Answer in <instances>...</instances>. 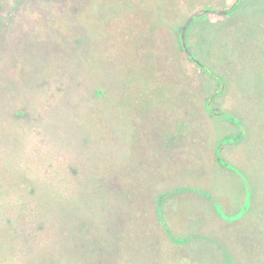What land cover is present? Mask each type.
I'll return each mask as SVG.
<instances>
[{"label":"rangeland","instance_id":"374dc122","mask_svg":"<svg viewBox=\"0 0 264 264\" xmlns=\"http://www.w3.org/2000/svg\"><path fill=\"white\" fill-rule=\"evenodd\" d=\"M237 1L0 0V220L21 212V175L35 180L50 161L25 158L31 138L37 149L40 132L54 134L59 167L91 175L122 211L107 217L122 220L112 264H262L250 217L264 155L254 110L264 105V0H240L228 16L190 25L189 51L222 82L177 44L192 14ZM69 76L78 82L70 103ZM39 80L47 81L40 93L31 89ZM211 98L213 111L242 122L243 137L241 126L210 113ZM9 236L0 264L12 261Z\"/></svg>","mask_w":264,"mask_h":264},{"label":"trees","instance_id":"16d2710c","mask_svg":"<svg viewBox=\"0 0 264 264\" xmlns=\"http://www.w3.org/2000/svg\"><path fill=\"white\" fill-rule=\"evenodd\" d=\"M177 44L180 52L186 53L189 59L195 62V56L189 54V47L185 49L182 46L179 33ZM196 65L218 82L223 81L220 76H217L205 65ZM74 80L75 78L71 76L66 80L67 84L70 85V89L66 91L68 103L71 102L70 97L77 93L76 84L78 82ZM46 82V80H39L35 82L33 87L28 82V86L40 93L41 86ZM254 110L264 120V105H259ZM35 121L39 127L38 131H41L44 125L39 123V118H35ZM53 127L55 130V125ZM48 132L52 133V130ZM41 133L37 137V149L32 147L31 138L24 155L30 161L36 159L35 162L38 163H42L45 157L49 155L50 161H46L47 167L45 169L40 168L37 171V175L34 176L35 180L32 177L29 180V177L21 175L22 179L19 180V183L22 191L25 192L22 197L23 202L20 205L21 212L15 217L4 213V217L0 220L2 232L6 233L4 235L9 236L10 233H13L15 236L13 238V243L16 244L15 250L13 252L11 245L9 255H12V261L8 262L10 264H112L113 252L119 250V238L121 237L119 231H121L122 220H110L107 217H110V214L116 209L115 213L119 218L120 207L113 205L111 195H108L106 191L108 189L96 188L89 183L91 175H84L72 167L65 169L59 167L62 156L54 152L62 150L61 138L58 135V139L52 137L53 134L44 135L42 139ZM6 139V149L9 151L14 138L9 139L7 137ZM53 141H57L55 145ZM48 142H51V145ZM42 147L43 150L46 149L48 154L38 151ZM34 148L37 150V155L33 156ZM18 150L21 152L20 148ZM8 161L4 157L2 166H9ZM258 170L257 183L261 187L258 198L260 207L256 209V214L250 217L252 220L249 219V221H256L258 224L260 232L258 235V258L260 263L264 264V155L260 157ZM38 182L40 186L37 185ZM257 183L254 185L249 183L248 189H256ZM2 189L0 187V190ZM83 189L84 195L81 196ZM5 190L4 188V191H0V193L5 192ZM0 214L2 215L1 206ZM68 220L71 222L69 226L71 231H68ZM106 223L109 226L106 227ZM115 224L119 226L116 227ZM49 230H54L55 235H50ZM5 236L0 237V242L7 244L10 239L12 240V237L7 238Z\"/></svg>","mask_w":264,"mask_h":264},{"label":"water","instance_id":"95a60500","mask_svg":"<svg viewBox=\"0 0 264 264\" xmlns=\"http://www.w3.org/2000/svg\"><path fill=\"white\" fill-rule=\"evenodd\" d=\"M239 1V0H238ZM231 9V8H230ZM230 9L227 10H220V9H214V8H209V9H203L199 12H196L194 14H192L188 20L179 28V34H180V38L182 41V46L186 49L188 48L187 46V31L190 27V25L192 24V22L197 19L198 17L202 16V15H213V16H226L229 12ZM189 54L191 55L192 53L189 51ZM196 63L200 64L199 61L195 60ZM212 98L209 100L208 102V110L210 111V113L218 118H224V119H228V120H232L234 121L236 124H238L239 126H243L242 122L239 121L237 118H234L232 115L229 114H223V113H219V112H215L212 110ZM244 129L242 127V137L244 135Z\"/></svg>","mask_w":264,"mask_h":264},{"label":"crops","instance_id":"0c3cea01","mask_svg":"<svg viewBox=\"0 0 264 264\" xmlns=\"http://www.w3.org/2000/svg\"><path fill=\"white\" fill-rule=\"evenodd\" d=\"M240 3H241V1L239 0V1H237V4L234 7H231V9L229 8L230 9V12L232 10H234V11L237 10V8H239V6H240ZM231 13H228L226 16L230 15ZM221 17H225V16H221Z\"/></svg>","mask_w":264,"mask_h":264},{"label":"flooded vegetation","instance_id":"af4514ba","mask_svg":"<svg viewBox=\"0 0 264 264\" xmlns=\"http://www.w3.org/2000/svg\"><path fill=\"white\" fill-rule=\"evenodd\" d=\"M196 62V61H195ZM200 63V62H199ZM196 64H198V63H196ZM198 65H202L201 63L200 64H198Z\"/></svg>","mask_w":264,"mask_h":264}]
</instances>
